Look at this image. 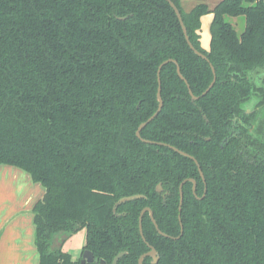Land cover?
<instances>
[{"label": "trees", "instance_id": "trees-1", "mask_svg": "<svg viewBox=\"0 0 264 264\" xmlns=\"http://www.w3.org/2000/svg\"><path fill=\"white\" fill-rule=\"evenodd\" d=\"M172 1L209 60L167 0H0V167L44 188L39 264H83L63 249L82 229L94 264H139L148 243L143 264H264V0ZM146 206L167 236L146 212L143 239Z\"/></svg>", "mask_w": 264, "mask_h": 264}, {"label": "crops", "instance_id": "crops-1", "mask_svg": "<svg viewBox=\"0 0 264 264\" xmlns=\"http://www.w3.org/2000/svg\"><path fill=\"white\" fill-rule=\"evenodd\" d=\"M202 21L209 27L212 15L204 16ZM16 169L18 168L12 169L8 165L0 167V264H39L32 208L33 204L43 195L44 188L39 186V183L33 182L29 174L26 173L25 178V175L20 173L22 170ZM15 171L18 174L16 182H13L11 179H15L9 173ZM20 178L23 181L27 179L28 185L26 182L22 183L23 188L26 189L16 197L18 188H21L18 181ZM9 181L13 183L11 186L15 187V196L10 192ZM72 237L74 235L65 242L63 246L65 251H70L69 249L73 246ZM84 243L85 241L77 246L83 248Z\"/></svg>", "mask_w": 264, "mask_h": 264}, {"label": "water", "instance_id": "water-1", "mask_svg": "<svg viewBox=\"0 0 264 264\" xmlns=\"http://www.w3.org/2000/svg\"><path fill=\"white\" fill-rule=\"evenodd\" d=\"M171 7L174 9V11L176 12L177 14V17L180 21V24L182 26V29H183V32L185 34V37H186V40L189 44V46L191 47V49L199 56L207 59L208 57L203 54L201 51H199L195 46L194 44L191 42L190 40V37L188 35V31H187V27L183 21V18H182V14H181V11L180 9L178 8V6L172 1V0H167ZM172 59H169L165 62H163L160 66H159V70H158V82H159V86H158V92H157V97H158V101H159V106H158V109L157 111L150 117L148 118V120H146L145 122L141 123L140 126L138 127L137 131H136V135L138 138H140L141 140H143L144 142H148V143H155L154 141H151V140H147V139H144L142 136H141V130L144 126H146L150 121H152L157 115L158 113L161 111L162 107H163V98H162V95H161V90H162V87H161V70H162V67L165 63H167L168 61H171ZM175 61V60H174ZM211 68L213 70V73H214V78H213V81L211 82V84L209 85V87L202 93V95L206 94L210 89L211 87H213V85L215 84L216 82V72H215V68L213 66V64L211 63ZM177 71H178V74L179 76L187 83L188 87H189V90H190V94L192 96V98L194 100L198 99L199 97L194 95V93L191 91L190 89V85L187 81V79L183 76L182 72H181V69L179 67V65L177 66ZM158 144H161V145H166V146H169L171 147L173 150L177 151L178 153H180L181 155H184V156H187V157H190L192 159H194L196 161V163L199 165L198 161L196 160V158L192 155H190L189 153L183 151V150H180L179 148L175 147V146H172L170 144H167V143H162V142H159ZM199 170H200V173L201 175L203 176L204 178V175H203V172L201 171V168L199 167ZM189 180H191L193 183H194V191L196 190V180L195 179H192L190 178ZM187 180H184L181 185H180V194H181V198H180V206H179V210L181 211L182 210V204H183V184L186 182ZM158 191L161 192L162 191V184H159L158 186ZM141 197H144V195L142 194H135V195H130V196H124L122 198H120L117 203L115 204V208L126 202V201H129V200H133V199H137V198H141ZM146 211H149L150 212V216L152 218V221L154 222L158 232L164 236H167L166 233H164L158 226L157 222H156V219L154 218V213L152 211V209L150 207H146L142 210L141 212V215H140V232H141V235L143 236V239L146 241L145 237H144V233H143V226H142V218H143V215ZM180 217V220H181V216L179 215ZM148 243V242H147ZM149 247H150V250L147 251L146 253L142 254L141 257L139 258V264H143L144 262V259L145 257L147 256H151L153 258V263H157L158 260H159V255H158V252H157V249L152 246L151 244H149ZM126 254V251H121L119 252L113 259L112 263L111 264H117L118 261L120 260V258ZM94 261H95V256H94V253L89 250V249H85L84 252L82 253V259H81V262L83 264H94ZM100 264H108L107 261L105 259H101L100 260Z\"/></svg>", "mask_w": 264, "mask_h": 264}, {"label": "rangeland", "instance_id": "rangeland-1", "mask_svg": "<svg viewBox=\"0 0 264 264\" xmlns=\"http://www.w3.org/2000/svg\"><path fill=\"white\" fill-rule=\"evenodd\" d=\"M181 1H182V5L184 8L190 9L191 7H193L194 5L199 4V3H207L208 5H210L212 7L216 3H218L220 0H181ZM227 19L234 25V27L237 29V31L239 33H242L244 31L245 24H246L245 16H239V17L227 16ZM209 36H210V32L204 31L203 38L205 41L207 40V44L209 42ZM9 168L15 169V167H12V166L11 167L9 166ZM16 170H18V169H16ZM20 173H21V175L22 174L25 175V178H26V173H24L22 171ZM7 174H8V172H7ZM17 174L18 173H16V171L9 173V175H11V177H13L15 179V180L11 179V181L16 182ZM8 180H10V179H8ZM26 180L23 181L21 178L18 180L19 185L21 184V188H18L19 190L17 192L16 197L18 195H21L23 193V191L26 189V188L24 189L23 188L24 186H22V183H25V182L27 183ZM11 181H9V184H10L9 189H10L11 194L15 196L16 190H15V187L13 188V186H11V185H13V183ZM5 184H7V183H5ZM27 185H28V183H27ZM39 186H41V185H39ZM16 189H17V187H16ZM85 235H86V232L84 229H82V230L78 231L77 233H75L74 237H72V239H71V241H72L71 243L73 244V246H71V248L69 250L75 259L80 258L82 255L81 254L82 248L77 246V244L80 245V243H83V241H85L84 240Z\"/></svg>", "mask_w": 264, "mask_h": 264}, {"label": "flooded vegetation", "instance_id": "flooded-vegetation-1", "mask_svg": "<svg viewBox=\"0 0 264 264\" xmlns=\"http://www.w3.org/2000/svg\"><path fill=\"white\" fill-rule=\"evenodd\" d=\"M181 3H182V1H181ZM211 24V23H210ZM209 27H210V25H209ZM209 27L207 26V24H203V21H202V44H203V46L204 47H208L209 46V42H208V44H207V40L205 41L204 40V38H203V34H204V31H207V32H209ZM209 39H210V36H209ZM198 167H200L199 165H198ZM190 179V178H189ZM189 179H186V180H189ZM193 179V178H192ZM204 179V178H203ZM191 181V180H190ZM159 184H162V183H159ZM159 184L157 185V188H156V190H157V192L159 193V194H161L163 197H164V199H165V196H166V194H167V191H165V189H164V187H163V184H162V191L161 192H159L158 191V186H159ZM196 186H197V182H196ZM194 187V186H193ZM182 190H183V188H182ZM195 192V194H196V190L194 191ZM143 195V194H142ZM205 195V194H204ZM204 195L202 196V197H204ZM145 197V196H144ZM144 197H141V198H144ZM198 198H202V197H199V196H197ZM180 198H181V194H180ZM183 199H184V194H183ZM183 205V204H182ZM119 206V205H118ZM146 207H149V206H146ZM145 207V208H146ZM151 208V207H150ZM116 209V208H115ZM144 209V208H143ZM152 209V208H151ZM153 211V210H152ZM180 211V210H179ZM142 212V211H141ZM146 212H149V211H146ZM145 212V213H146ZM144 213V214H145ZM154 213V212H153ZM149 214H150V212H149ZM141 215V214H140ZM144 216V215H143ZM151 217V216H150ZM155 218V217H154ZM180 218V217H179ZM152 219V218H151ZM142 220H143V218H142ZM140 221V220H139ZM181 221V220H180ZM157 222V221H156ZM154 223V222H153ZM158 224V223H157ZM139 225H140V223H139ZM142 226H143V224H142ZM159 226V225H158ZM140 227V226H139ZM156 227V226H155ZM141 233V232H140ZM143 237V236H142ZM146 258V257H145ZM153 259V258H152ZM152 262H153V260H152ZM144 263V262H143Z\"/></svg>", "mask_w": 264, "mask_h": 264}]
</instances>
